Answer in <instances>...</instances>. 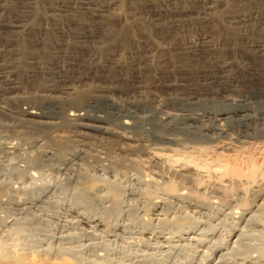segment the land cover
<instances>
[{
  "label": "rangeland",
  "instance_id": "rangeland-1",
  "mask_svg": "<svg viewBox=\"0 0 264 264\" xmlns=\"http://www.w3.org/2000/svg\"><path fill=\"white\" fill-rule=\"evenodd\" d=\"M19 1L20 0H4V1L0 0V6H1L0 7L1 9L0 10V21H1L0 22V60L1 58L2 59L4 58L3 60H5V64H7L6 66L9 68V72L12 76V77L10 76V78H12L11 80L13 81L16 80V86L21 88V90L19 89V92H17L18 94L16 93L15 96L13 95V98L17 99V100L14 99L16 100L15 103L12 102L14 100H11L9 102L10 103L9 105L13 108V110L15 108L14 110L15 112H19V109L21 108L22 105L23 106L26 105L25 107H28L31 105L34 106L35 104L36 108H38L41 111L43 110L42 112L46 114H49L52 116L59 115L58 108H51L49 106L48 107L42 106V108H40L39 105L36 104L33 99L38 98L37 96H39L41 91L44 89L42 88L44 84L52 85L54 84V81H56L59 78V74L56 73L57 71L54 74L53 71H49V69H46L48 68V65L51 64V59H55V55H58L57 52L60 55H63V54L66 55L68 52V55L65 56L66 59L63 60V62L64 61L65 62L62 63L61 66H62V69L63 67H65L64 71H66L67 73L69 72L73 74V75L72 74L69 75L68 73L69 77L67 78H69L70 81L78 82V80L85 78L88 80L91 79L89 80V82H93L91 83V85L93 84V86L96 85L95 83H98L97 86L104 85V84H105L104 86H106L107 84L114 86L116 84L115 87L118 84H120L118 85L119 87L117 86L115 89L117 90V92L113 94V97L115 96L114 99L117 100L119 103L123 104V107L120 110L112 108L111 106H108L106 104L104 105V104L94 103L89 108H86L85 111L87 113H89L90 115L93 114V116L97 115L105 119L107 118L110 122V128L113 131L116 130L115 131L116 133L118 134L120 133L119 135L123 134L122 136L125 135L126 137H129L132 140L134 139V141H139L142 139L141 141L145 142V144L147 145L145 147V151L148 153L149 152L156 153L155 151L161 150V148L162 149L168 148V150L173 149L172 151H174V148H175L176 153L174 152L173 154H170L171 156L173 155L172 157L168 154L169 157L167 156L168 158L166 160L164 159V161L161 163L159 167L160 169L159 174L165 177V181L168 184H167V187H165L166 183L164 185L161 183L160 184L161 187H158L157 189V187L155 188L151 186V181H150L151 179L150 177H147L148 173L146 171L145 172L147 174H144L145 172L143 171L141 172L140 169L137 171V169H133L132 167L130 168L126 166L123 169L120 168L121 170H119L117 168L113 169V168H108L104 166L100 167L97 164L98 166L97 168L95 166L96 163L91 164L90 162V165L86 167L83 166L82 169L84 170L81 171L80 167H78L77 165H71L67 167L62 166L58 163L49 162L48 159H46L43 156L40 158V161L36 162V158L39 157V154L37 151L28 152V150H26V152L25 151L22 152L23 154L22 156L16 154L15 152H11V154L10 153L7 154L6 152L5 153L0 152V254L2 253L5 254L7 252L9 253L10 252L12 253L20 252L24 249H25V252L27 253H34V252L43 253V252H47L48 250H51L52 253L57 254L58 252H65L68 249H75V250L81 251L85 257H88V260L89 258L90 260H92L94 259L95 254L97 253L98 255L103 254L102 251H97V250H102L103 244H105L110 250L114 252V254L113 252L111 253L114 258L119 257L120 251L124 249H127V250L130 249L131 255H134L135 253L138 252L136 250L138 245H139L138 247L139 249L141 248V250H143L144 248H143V244L137 242L136 241L137 239L135 237L133 238H135L136 240H134L133 238L132 239L130 238L131 234L137 233L138 230L132 224L130 217L127 215L128 212L126 211H129L131 208H135L136 210H138V213L141 214L142 216L143 211H144L143 208L146 207L148 204L150 205V203L148 202L159 203L161 201L160 199L163 196V194L169 193V190H168L169 182L170 184H171V181H174L175 183L178 182L174 178L173 180L171 179L173 177V172L176 168L179 169V168H182L183 166V168H186V169L192 168V169H195L196 171H199L198 173H199L200 179L198 177L196 178L195 182H197V184L194 183L192 187L193 190H190V191L192 193L193 191L195 192L196 190L197 193L193 192L192 194L194 195L198 194V195H195L194 197L196 196L197 198L201 197L200 199L202 200L204 198V200H206L207 202H211L214 200L213 198L214 191H216L218 189L217 187L221 183H223L224 174H222L223 172L222 170L219 169L220 168L219 166H220V163L222 164L224 159L226 160L229 158L230 160V158L233 157L231 158V160L232 159L234 160L237 158L236 160H238L240 165L241 166L243 165L244 168L245 167L247 168L249 167V165L251 166L252 164V166L257 169H263L264 167L263 166L264 165L263 163L264 162L263 161L264 160V144H263L264 142L263 141L264 140V96L259 91L260 89L259 86L261 85L258 86V84H254V83L251 84L249 80H242L241 82L236 83L237 85L234 84L233 88L231 89L228 88L229 90H227V93L225 95L223 91L224 88H222V86L215 85L214 87L218 89L219 92H213L211 94L212 96L210 98L211 100L204 102V103H202V101H200L199 99L194 100V99H191L190 97L193 94L199 95V94H205L209 92V90L205 89V87L203 86V79L206 76H209L210 74L214 72H217L215 71L213 66L217 62V57L215 56H218V55H216L215 53L212 54L211 52L207 53V51H205L203 45H201L199 42L200 35L206 34L207 37H209V40L211 39L210 40L211 42L215 41V43L219 44V46L222 49H224L222 56L226 58L227 62L229 61L227 64L231 66V71L234 74H239V73L243 74V72L244 73L247 72L251 74L252 76L254 75V77L256 76L258 78V76H261L262 78H264L263 76L264 73L261 72V69L263 67V63H262L263 59L255 58L252 55L250 56V54L247 53V51L240 49L241 45L239 47L236 46V44H238L239 41L241 42L242 35L251 37L252 33H255V34L252 36L251 39L256 37L255 39L258 38L259 40L262 39V41H264V35H263L264 34V31H263L264 30V0H121V4L119 5L118 10H113L111 12L112 14L106 15L105 17H102L101 19L95 16L93 9L106 8L110 5V2L112 0H90V4L91 2L92 4L88 7L90 8L92 6L93 9L92 8L89 9V8H85V6L77 5L76 3H79V1L77 2V0H67L71 2L73 1L72 2L73 5L69 7H66L67 6L66 5L65 8L62 5L53 6L54 5L52 3L54 2L53 0H31L32 2L29 0L28 1L29 4L22 0L21 1L23 3ZM59 7L60 9L57 11ZM3 8L4 9L7 8V9L4 10ZM209 8H211V10L214 13H211V14L207 13L208 14L207 15L206 12ZM87 9H89L90 11ZM120 10H121V13H120ZM22 12H23V15L26 14V17H28V20H30L29 25L34 23L35 25H38V26L56 28V32L59 30L63 31L64 29L63 34L65 36L64 35H58L59 37L51 36L49 38V41L44 47L42 46L33 47L32 44L34 42H35L34 44L42 43V39L45 38L44 32H39L41 34L39 33L37 34V33H32V32L27 31L26 34L18 35L16 32H12L9 29L5 30V27L7 26L10 27L14 25L18 17L22 16V15L18 16ZM237 15L239 16L245 15L244 17L243 16L242 17L243 18L246 17L247 20L245 24H242L241 27H239L240 34L242 33L241 38H238L237 43H234L231 40V35L226 30V28H228L230 25L229 23V20H231L230 18L237 16ZM151 19L153 21L159 20V22L163 26H172L176 21L181 24L183 23L182 25L183 27H185L184 28L185 31H183L184 29H182V31L178 32L173 28L169 30V32L171 31L170 34L169 32L167 34L165 33L163 34L162 32L158 31V27L160 26L157 27L156 25V27H153L151 39L150 38L148 39L147 36H145L142 32H140V30L138 29L139 28L138 26L139 25L149 26L152 24L154 25V22ZM105 23L110 24V25H116L119 27H126V28H131V29L133 28L134 33H133V30L131 29L130 30H131V33L136 35L135 38L138 41L137 43H139L138 46H136V48L133 47V45L131 46L129 45V47H126V46L123 47L122 44H120V42L119 43L118 42L109 43L105 41V43H103L101 39L104 37H101L95 40V42L98 43L96 44L97 45V49H96L90 43L87 44L84 41L80 42L79 41L80 39H78L77 37L76 39H74L75 33H77L80 27H83L84 25H89L92 28L98 29L100 28L101 24H105ZM54 25H57V26H54ZM247 32H250V34ZM245 33L247 34L244 35ZM62 36L66 37L67 40L63 38ZM183 39L184 41L185 39L187 42L189 41L187 46L190 45L189 48L193 50L191 52L196 54L193 56V58H191L192 55L190 54L186 56L184 52V48L181 45ZM24 40H25V43L23 42ZM65 40L67 41L66 43L64 42ZM21 41L22 43H20ZM54 41H57V43L59 44L58 45L59 47L57 46V43H56L57 47L52 46L53 48L52 50L54 51L56 50L55 52L50 50L51 49L50 44L53 43ZM100 41L102 44H99ZM222 42L226 44V46L223 44L224 46L223 47L221 45ZM61 43L67 47L65 46L61 47L60 46ZM147 45L149 46L148 49L146 48ZM68 46L70 47L69 49H68ZM77 46H79V48ZM90 46L92 47L90 48ZM143 47L144 49L146 48L145 50L148 53L146 54L147 58H148V55L149 56L152 55L149 58L150 60L147 58L144 59V57L140 55H135L137 53L136 51L138 50V48L142 52L144 50L142 49ZM26 48L28 51H26ZM81 48H83V51ZM127 48L129 49L125 50ZM132 48L133 49L135 48V49L133 50ZM149 49L150 50L152 49L153 51L152 50L150 51ZM29 50L30 51L32 50L31 53H29L30 52ZM61 50H63L64 53H62ZM33 51L34 52L37 51L36 52L37 54L34 53L36 54L34 56H37L39 53L37 57L39 58V60L37 62L40 63V66H38V68L36 69H33L26 63L30 57H33L32 55L31 56L29 55V54H32ZM44 51L47 53L45 54ZM120 51L123 53V55L121 54L122 57L119 63H116L115 61L112 63L113 54L118 53ZM130 51L132 52V54L133 52L134 53L136 52L133 57ZM51 52L53 53L51 54ZM80 52H82L83 54ZM26 53H29V54H26ZM153 53H154V57H153ZM197 53L199 54V56ZM49 54L50 56H48ZM13 55H15L16 57ZM52 55H53V58H52ZM71 55L73 57H70ZM25 56L27 57L29 56L28 59H25ZM46 57L48 59H45ZM69 57L73 59L75 58V60H72L71 62ZM92 58H93V62H92ZM123 58H125V60L121 61L123 60ZM215 58L216 60L214 61L213 59ZM86 59H88L87 61L89 62H86ZM184 59L187 61H185ZM55 61L56 60H53L52 63H54ZM74 61L75 63H73ZM145 61L146 62L150 61V62L146 63ZM189 62H190V66L192 65V67L189 66ZM63 64H66V65H63ZM119 64L121 67H119ZM45 66L46 68H44ZM137 66H139L138 69H137ZM191 68H192V71H191ZM44 69L49 71V74L47 71L45 72ZM35 70L38 73L40 72L39 75L41 73L45 75L44 76L41 74V78L39 82L38 80L33 81L35 79L31 78V73L28 74V72H31V71L35 72ZM135 70L136 71L138 70V71L134 73L133 71ZM140 72H141V75H138L140 74ZM51 73L54 74V75L52 74L54 78L51 76ZM118 73L120 74L122 73L121 77L117 76V80L119 79L117 81L118 83L114 82V85H113V83L112 84L110 83L112 82L111 80L110 82L109 80L108 82H106L107 80L104 77L109 76L110 74L112 75L115 74L114 76H116L118 75ZM206 73L207 75H205ZM73 76L75 80L73 79ZM140 76H142V78ZM123 77L125 78L123 79ZM168 77L173 80H177L178 82L184 81L183 83H185V88H184L185 90L179 91L180 93L182 94L185 93V95H187L186 103L181 105V108L180 106H177L176 104L173 105L174 103H172V99H171L172 95L170 94L171 95L170 96L169 93H167L168 90L165 87H164L165 89L163 88L164 84L162 83L164 82V79ZM42 78H44L43 81H42ZM103 78L105 79V81H102L104 80ZM135 79L136 80L142 79L141 81L145 82L143 83L144 84L143 86L145 88L147 87L146 88L147 90L145 89V93H147L145 94L146 96H148L149 94H152L154 91L153 94H157L158 97L161 96L160 99L163 103L151 105L148 108H144V109L142 107L139 108L140 106L135 105L136 101L138 100L137 99L138 96L131 95L132 90L133 91L135 90V88L133 89V86H132L134 82H135V86H137L136 81H134ZM5 83L6 82H0L1 84L0 86H4V89L3 87H0V96L2 95L5 97V95H7L8 97L9 96L8 93L10 92V90L8 88V85H6ZM125 85L129 86L128 87L129 91L123 88ZM46 89H48V87ZM118 90L122 91L123 93ZM125 90L128 91L129 93L131 90V94H128V92H126ZM43 91L41 95L43 94ZM20 92H23V93H20ZM25 93L29 97H27ZM32 94L33 95L36 94V96H33ZM133 94H136V93L133 92ZM142 99H144V97ZM176 106L178 109L176 108ZM181 109L185 111L177 112ZM174 111H176L179 114H181L182 112H183L182 114H185V113L193 114V115L195 114V115H198L200 119L198 121L178 120V121H175L174 123H171L172 120L163 121V119H165L164 114L166 115L165 117H169L168 113L169 114L176 113ZM222 111H227L228 115L219 116L220 114H222L221 113ZM128 118L130 120H128ZM253 118H255L256 120L258 119L257 120L258 123L256 120L253 121ZM249 119L251 120L249 121ZM125 120H128L129 123L131 122V124L127 126L124 125L123 123ZM167 121L170 122L171 125ZM249 122L254 125H250ZM164 123L165 124L167 123V124L164 125ZM168 124L169 126H167ZM252 126H253V129H252ZM56 133L54 137L56 136L57 139L58 138L61 139L62 137L61 133L62 135L64 134L63 137H65L66 136L65 134L67 132L65 128H62L60 131H58L57 134ZM17 141L19 142V140ZM121 144H124L125 146V143L121 142ZM204 148H206L207 151ZM177 151H178V154H180L179 156L177 154ZM173 157H174V160H172ZM24 158L26 160H24ZM33 159L36 162V164L30 162ZM177 161H180V162H177ZM187 164L189 165L188 167H187ZM226 164H229V163H226ZM91 165H93V167H90ZM85 168H88V169L91 168V169L89 170L86 169L87 171H85ZM211 169L214 170V173H212L213 170ZM79 172L80 173L87 172L88 175H90V179L92 180L91 186L94 185L93 187L90 188V190L92 193L91 198L93 200L92 201L93 204L91 206L93 210L95 211V215H98V213L101 214L103 211L102 209L110 205L109 202L108 203L106 202V197L108 196L109 190L111 188H114L119 191V194H120L119 199H121L123 207H124L123 209L126 212V214L124 212L121 219L119 220V225L125 224L126 228L124 232L128 234L120 238H115L113 236L114 234H112L113 232L109 230L108 231L105 230L106 232L98 230L96 232L93 231V233L95 232L94 234H92L95 236V239H94V236L91 235L92 231H90L89 229L88 231L86 229V232H85V230H83L85 228H82L80 225L78 226L76 220L71 216L70 210L75 208L74 207L75 205L73 206V204H75L74 201H75L76 193H79L80 191H82L81 187L83 188V185L79 183L80 181L79 176H78V174L80 175ZM259 176H260L258 177L259 180L261 179L260 181L263 183L264 181L262 179L264 177L261 176V174ZM216 177L219 181L216 179ZM258 178L253 179L252 182H249V184L248 182L245 181V178H244V180L242 179L243 182L241 181L242 184L244 183L243 185L236 183L237 185L235 186L234 184V187H233L232 184L226 183L225 186L223 187L224 189L220 188L222 190V193H224V195L227 196V193H228L227 197H229V200L231 196L232 198H234V199L231 198L232 199L231 203L233 204L235 203L234 210L237 211L238 209L237 207L238 201H236L238 198H236V193L234 194L232 190L233 191L235 190V192L236 190L237 192L243 190L242 192L244 193L248 192V194L247 193L245 194H247V196L250 197L251 194L249 193H251L250 191L252 189L250 186L253 187L254 185H257V183L258 184L261 183L260 181L259 182L257 181ZM165 181H162V182L164 183ZM253 181H256L254 185H252L254 183ZM194 186L196 189H194ZM208 187H211V188H208ZM235 187L236 189H234ZM154 188L155 190H158V191H155ZM148 193H150L151 195ZM28 194L32 195L34 199L36 200L34 201L32 200L33 202L29 201L27 203V198L30 197ZM104 198L105 200H103ZM40 201H43V202H40ZM30 203L32 205H30ZM180 209L178 205L176 204L172 212L175 211V213H177L181 211ZM184 211L185 213L188 212L189 215L187 216L189 217L195 216L198 219H200L201 222H203V220L206 221V219L201 218L199 214H196V213L193 214L192 211L194 212V210H184ZM215 212L216 211H214L213 213L215 214ZM215 224H216V221H213V225L217 226V224H219L218 220H217V224L216 225ZM221 228H222L221 226L218 228L219 230L217 233L219 232L222 233ZM133 234L132 236H134ZM131 240H133L132 243H131ZM134 241L137 243H134ZM84 244H92L94 246L90 245V247L89 246L84 247ZM152 244L155 245L156 243H152ZM154 245L153 247L156 248L154 249L157 251V248H158L159 250L160 246L157 244H156L157 246H154ZM202 264H204V262Z\"/></svg>",
  "mask_w": 264,
  "mask_h": 264
},
{
  "label": "bare ground",
  "instance_id": "bare-ground-1",
  "mask_svg": "<svg viewBox=\"0 0 264 264\" xmlns=\"http://www.w3.org/2000/svg\"><path fill=\"white\" fill-rule=\"evenodd\" d=\"M22 1H25L28 3L29 0H22ZM53 1H54V2H52L54 4L53 6H55V5L61 6L62 5L65 8L66 5H67L66 7L73 5V3H72L73 1L72 2L67 1V0H53ZM61 1H63V2H61ZM78 1H79V3H76V2H74V3H76L77 5L85 6V8H89L88 6H90L92 4V2L90 4V0L89 1L77 0V2ZM211 2H213V1H211ZM207 3H208V1H207ZM120 4H121V0H112L110 2V5L106 8L93 9L92 6L90 8L93 9L95 16L97 18L99 17L101 19L102 17H105L106 15L112 14L111 12L113 10H118V7ZM37 6H38V4H37ZM94 8H96V7H94ZM6 9H4V10H6ZM59 9H60V7L57 9V11ZM89 9H87V10H89ZM92 9H91V11H92ZM120 13H121V10H120ZM207 13L211 14L214 12L211 10V8H209L207 10L206 14ZM54 14H53V16H54ZM18 16H21V17H18L17 21L15 20L16 22L14 21L15 23L13 26H10V27L4 26L5 30L9 29L12 32H16L18 35L19 34H26L27 31L32 32V33H37V34L39 32H44L45 34L44 33L43 34L45 35L44 36L45 38L42 39V43L34 44L35 43L34 42L33 43L34 45L32 44L33 47H38V46L44 47L47 44V42L49 41V38L51 36L59 37L58 35H64L63 34L64 29H63V31L59 30L56 32V28L38 26V25H35L34 23L29 25L30 20H28V17H26V14L23 15V12L21 14H19ZM242 16L237 15V16L230 18L231 19V20H229L230 25L228 28H226V30L231 35V40L234 43H237L238 38H241L242 33L240 34V31H239L240 28L239 27H241L242 24H245L246 20H247L246 17H245L246 19L243 18L245 15L243 17ZM55 19H53V20H55ZM153 22H154V25L152 24L149 26H146V25H139L138 26L139 27L138 29L140 30V32H142L145 36H147L148 39L149 38L151 39L153 27H156V25H157V27L160 26V27H158V31L162 32L163 34L164 33L167 34L169 32V30H171L173 28L178 32L182 31V29L185 28L182 25L183 23L181 24L177 21L172 26H163L159 22V20H156ZM4 25H6V24H4ZM54 26H57V25H54ZM1 27H3V26H1ZM256 27H257V25H256ZM95 29L96 28H92L89 25H84L83 27H80L78 29V31L76 30L77 33H75L74 39H76V37H77L78 39H80L79 40L80 42L84 41L87 44L90 43L96 49H97L96 44H98V43L95 42V40L97 38H101V37H104L101 39V41H103V43H105V41H107L109 43L110 42H114V43L120 42V44H122L123 47L124 46L129 47V45L130 46L133 45V47L136 48V46H138V44H139V43H137L138 41L135 38L136 35L133 34L134 33L133 28L131 29V28H126V27H119L116 25H110V24L105 23V24H101L100 28H98L96 30ZM130 29L133 30V33H131ZM262 30H263V28H262ZM183 31H185V29ZM243 31H245V30H243ZM170 32H169V34H170ZM247 33L250 34V32H247ZM247 33H245L244 35H246ZM39 34H41V33H39ZM201 34H202V32H201ZM254 34L255 33H252V36ZM14 35H16V34H14ZM20 36H22V35H20ZM252 36L248 37V36L242 35L243 39L241 38V42L239 41V43L236 44V46L239 47L241 45L240 49L247 51V53H249L250 56L252 55L255 58L263 59V61H262L263 67L261 69V72L264 73V41H262V39L259 40L258 38H257L258 39L257 40V39H255L256 37L251 39ZM63 38L66 39V37H63ZM66 40L64 41L65 43L67 42ZM210 40L206 34L199 36V42L201 45H203L205 51H207V53L211 52L212 54L215 53L216 55H218V56H215V57H217L218 63L216 62L215 65L213 66V68L217 72H214L212 74H210V72H209L210 75L206 76L203 79V86L205 87V89H208L209 92H207L205 94H199V95L193 94V95H191L190 98L194 99V100L199 99L200 101H202V103L210 101L211 100L210 98L212 97L211 94L213 92H219V90L214 87L215 85L222 86V88H224L223 91H224V95H225L227 93V90L233 88L234 84L239 83L242 80H249V82L251 84L254 83V84H258V86L261 85V86H259L260 87L259 91L264 96V78H262L261 76H258V78H257L256 76L254 77V75L252 76L251 74H249L247 72L244 73L243 71H242L243 74H240V73L234 74L231 71V66H229V64H227L229 61L227 62L226 58H224V56H222L224 49H222L219 46V44L215 43V41L211 42ZM101 41L99 44H102ZM23 42L25 43V40ZM188 42L186 41V39H185V41L183 39L181 45L184 48V52H185L186 56H188V54H190V55H192L191 58H193V56L196 54L191 52L193 50H191L189 48L190 45L187 46ZM223 42L221 44L222 46L224 44ZM20 43H22V41ZM56 43H57V41H54L53 43L50 44V48H51L50 50L53 49L52 46L53 47L56 46ZM225 43H226V41H225ZM58 45L59 44L57 43V46ZM158 45H160V44H158ZM224 45L226 46V44H224ZM60 46L64 47L65 45H63L61 43ZM92 46H90V48ZM147 46H146V48L148 49L149 46L148 47ZM29 47H27V48H29ZM65 47H67V46H65ZM77 47L79 48V46H77ZM27 48H26V51H28ZM69 48L70 47L68 46V49ZM60 49H62V48H60ZM81 49L83 51V48H81ZM128 49L129 48H127L125 50H128ZM142 49H144V47ZM145 49L141 52L140 49L138 48V50L136 51L137 53L135 52L136 54L134 52L132 54L131 51H130V53L132 54V57L135 54V55H140V56L144 57V59H146L147 58L146 54H148V53ZM43 50H44V48H43ZM47 50H45V51H47ZM63 50H61L62 53H64ZM31 51L29 53H31ZM34 51H35V49H34ZM34 51L32 52V54L26 53V54H29L30 56L32 55L33 57H30L28 59L29 56L28 57L25 56V59H28V61L27 62L25 61V62L27 63V65H29L33 69H36V68H38V66H40V63L37 62L39 60V58H37L39 53L37 56H34L37 54L36 53L37 51L36 52H34ZM52 51H54V50H52ZM139 51H140V53H139ZM38 52H39V50H38ZM120 52L113 54L112 63L114 61L116 63H119V61L123 55V53L122 52L120 53ZM34 53H36V54H34ZM46 53L47 52H45V54ZM52 53L53 52H51V54ZM80 53H82V52H80ZM245 53H244V55H245ZM57 54L58 55H55V59H51V64L48 65V68H46V66L44 68L49 69V71H53L54 74L57 71L56 73L59 74V78L56 81H54V84H52V85L44 84V86H42V88H44L43 89L44 91L42 90L43 94L41 95V93H42V91H41L39 96H37L38 98L33 97L34 98L33 100L35 101L36 104L39 105L40 108H42V106L43 107L49 106L51 108H58L59 109V113H58L59 115H56V116H54V115L52 116V115H49V114L42 112L43 110L41 111L38 108H36L35 104H34V106L31 105L28 107H25L26 105L23 106L21 104L22 106L19 109V112H15L14 111L15 108L13 110V108L9 105L10 104L9 102L11 100L16 99V98H13V95L15 96V94L17 92H19V89L21 90V88L16 86V80H14L15 82L13 80H11L12 78H10L11 74L9 72V68L6 66L7 64H5V60H3L4 58L3 59L1 58V60H0V82H6L5 84L8 85L10 92L8 93V95H9L8 97L5 94H3V95H5V97L2 95L0 96V97H2V98H0V152H4V153L6 152L7 154L8 153L11 154V152H15L16 154L22 156L23 151H25V152H26V150H28V152L29 151H37L39 154V157L36 158V162L40 161V158L43 156L46 159H48L49 162L58 163L62 166L67 167V166H71V165H77L78 167H80L81 171L84 170V169H82V167L83 166H85V167L89 166L90 162H91V164L96 163L95 166L97 168H98L97 164L100 167L104 166V167L113 168V169L117 168L119 170H121L120 168L123 169L126 166L130 167V168L132 167L133 169H137V171L139 169L141 170V172L146 171L149 175L146 172L144 174H147V177H150L151 186H153L155 188L157 187V189H158V187H161L160 186L161 183L163 185L166 183L165 187H167L168 183L165 181V177H163V175L159 174V170H160L159 167H160L161 163L164 161V159L166 160L169 157L168 154L170 155V154H173L174 152L176 153L175 148H174V151H172L173 149L168 150V148L167 149L161 148V150L155 151L157 154L156 153H150V152H149L150 153L149 154L148 152L145 151V147L147 145L145 144V142L141 141L142 139L141 140L138 139L139 141H134V139L132 140L129 137H126L125 135L122 136L123 134L119 135L120 133L118 134L115 132L116 130L113 131L110 128V122L107 118L105 119V118L99 117L97 115L93 116V114L90 115L89 113H87L85 111L86 108H89L94 103H96V104L99 103V104H104V105L106 104V105L111 106L112 108H115L118 110H120L123 107V104H121L117 100H115L114 99L115 96L113 97V94H115L117 92V90H115L116 87L118 85H120V84H118L115 87L116 84L114 85V82L116 83L119 80V79L117 80V76L121 77V74L123 72L121 74L118 73V75H116V76H114L115 74L114 75L110 74L109 76L104 77L107 80L106 82H108V80L110 82V80H111L112 82H110V83L111 84L113 83L114 86H112L110 84L109 85L107 84L106 86H104L105 85L104 83H103L104 85H99V86H97L98 83H95L96 85L93 86V84L91 85V83H93V82H89V80H91V79L88 80L85 78L78 80V82L70 81V79L67 78V77H69L68 76L69 72L67 73L66 71H64L65 67H63V69H62V66H61V64L65 62V61L63 62V60L66 59L65 56L68 55V52L66 55L65 54L60 55L58 52H57ZM201 54H203V53H201ZM182 55H183V53H182ZM13 56H15V55H13ZM48 56H50V54ZM151 56L148 55L147 59H149ZM198 56H199V54H198ZM198 56H197V58H198ZM47 57L45 59H48ZM70 57H73V56L71 55ZM70 57H69V59L71 60V62H72V60H75V58L73 59ZM153 57H154V53H153ZM52 58H53V55H52ZM85 58H83V59H85ZM7 59H9V58H7ZM53 60H56V61L54 63H52ZM61 60H62V62H61ZM87 60L88 59H86V62H89ZM124 60H125V58H123V60H121V61H124ZM197 60H199V59H197ZM213 60L215 61L216 58ZM185 61H187V60H185ZM77 62H78V60H77ZM92 62H93V58H92ZM149 62H146V63H149ZM170 62H172V61H170ZM170 62H168V63H170ZM69 63H70V61H69ZM73 63H75V61ZM151 64H153V63H151ZM63 65H66V64H63ZM8 66H9V64H8ZM189 66H190V62H189ZM119 67H121L120 64H119ZM122 67H123V65H122ZM190 67H192V65ZM138 68H139V66H137V69ZM39 69H41V68H39ZM174 70H175V68H174ZM24 71H25V69H24ZM46 71L47 70H45V72ZM49 71H47L48 74H49ZM137 71L135 70L133 72L135 73ZM191 71H192V68H191ZM197 71H198V69H197ZM41 72H42V70H41ZM30 73H31V78L35 79L33 81L38 80V82H39L42 73L39 75L40 72L38 73V72H36V70H35V72L34 71L28 72V74H30ZM52 74L53 73H51V76H52ZM70 74H72V73H69V75ZM42 75H44V74H42ZM75 75H77V74H75ZM138 75H141V72ZM138 75H136V76H138ZM205 75H207V73ZM74 76H73V79H74ZM78 76H79V74H78ZM85 76H87V75H85ZM125 77H127V76H125ZM125 77H123V79ZM140 77L142 78V76H140ZM140 77H139V79H140ZM173 78H175V77H173ZM43 79L44 78H42V81H43ZM76 80H77V78H76ZM141 80H136V79L134 80V81H136L137 86H135V82L133 85L130 84L133 86V89L135 88L134 91L132 90V94H131V90H130V93L128 92L129 86L125 85L126 88H125V86L124 87L121 86L124 89L128 90V91L125 90L126 92H128V94L138 96V98H137L138 100L136 101L135 105L140 106L139 108L142 107L144 109V108H148L151 105L163 103L160 99L161 96L158 97L157 94H153L154 91H153V93L151 92L152 94H149L148 96L145 95V94H147V93H145V89L147 87L145 88L143 86L144 85L143 83H145V82H142ZM102 81H105V79ZM183 82H178L177 80H173V79L168 77V78L164 79V82L162 83V84H164L163 88L165 87L168 90L167 93H169V95L170 94L172 95V96L171 95L170 96L172 97L171 99H172V103H174L173 105L176 104L177 106H180V108H181V105L185 104L186 100H187L186 99L187 95H185L184 92H183L184 94L179 92L180 90H185L184 89L185 83H183ZM247 83H248V81H247ZM6 85H5V87H6ZM46 86L48 87V89H46L47 88ZM0 87H3V89H4V86H0ZM4 91H6V90H4ZM118 91H120V90H118ZM122 91H123V89H122ZM122 91H120V92H122ZM133 92L136 94H133ZM20 93H23V92H20ZM25 95L27 97H29L26 93H25ZM33 96H36V94H34ZM259 96H260V94H259ZM21 97H23V96H21ZM143 97H144V99H142ZM16 100H14L12 102L15 103ZM132 104H133V102H132ZM177 106H176V108H177ZM173 110H175V109H173ZM181 111H183V110L181 109L177 112H181ZM174 112H176V111H174ZM177 112L173 113V114L170 113L171 115L168 113L169 117H165L166 115L164 114L165 119L162 118L163 121H165V120L171 121L172 120L171 123H174L175 121H178V120L198 121L200 119V117H198V115H195V114L194 115L193 114H186V113L182 114L183 112L181 114H179ZM221 113L222 114H220V115L218 114V115L219 116L228 115L227 111H222ZM229 114H230V112H229ZM139 119H140V117H139ZM128 120H130V119L128 118ZM128 120H125L123 124L126 126L131 124V122L129 123ZM250 120L251 119H249V121ZM254 120H256V119L253 118V121ZM161 123H163V122H161ZM168 123L170 124V122H168ZM257 123H258V121H257ZM259 123H261V122H259ZM166 124L164 123V125H166ZM169 124L167 126H169ZM250 125H254V124L250 123ZM118 126H119V124H118ZM249 127H251V126H249ZM62 128L66 129V132H67L65 134L66 136L63 137L64 134L62 135V133H61V136H62L61 139L60 138L57 139L56 136L54 137V135L56 132L58 133V131H60ZM252 129H253V126H252ZM59 135H60V133H59ZM17 140H19V142ZM121 142L125 143V146H124V144H121ZM263 144H264V142H263ZM206 148H204V149H206ZM207 149H206V151H207ZM187 151H189V150H187ZM28 152H27V154H28ZM180 152H181V150H180ZM177 154H178V151H177ZM179 155L180 154H178V156ZM186 156H187V154H186ZM236 157H237V155H236ZM231 158H233V157H231ZM231 158H230V160H229V158L226 160L224 159L223 162L221 161L222 164L218 161L220 163L219 169L222 170V172H223L222 174H224V177L226 179L223 176H221V177H223L224 180L222 179L223 183H221V184L219 183L220 185L217 187L218 189L216 191H214V194H213L214 200L213 201L207 202L206 200H204V198H203V200L200 199L201 197H199V196H198L199 198H197V196L194 197L195 195H198V194L194 195V194H192L194 191L191 193L190 190H193L192 187H193L194 183L197 184V182H195V181H196L197 177L199 178V173H198L199 171H196L195 169H192V168L186 169V168H183V166H182V168H179V169L176 168L174 170L173 177L171 178L172 180L174 178L178 182L175 183L174 181H171V184H170V182L168 181L169 182V186H168L169 193L163 194L161 199L159 198L161 200L159 203L148 202V203H150V205L148 204L146 207H144L145 209L143 208L144 211H143L142 216H141V214L138 213V210H136L135 208H131L129 211H126V212H128L127 215L130 217L132 224L138 230L137 233H135V234L132 233L134 236H132V234H131L130 238L132 239L133 237H135L137 240L135 238H133V239L136 240L137 242L143 244V248H144L143 250H141V248L140 249L138 248L139 245H138V247L136 246L138 248V249L136 248V250L138 252L135 254L133 253L134 255H131L130 249L129 250L124 249V250L120 251L119 257L114 258L111 254L113 251L110 250L105 244H103L102 250H97V251H102L103 254H101V255H98V253L95 254L94 255L95 257L92 260H90V258L88 260V257H85L81 251H78L75 249H68L65 252H58L57 254L52 253L51 250H48L47 252H43V253H36V252L27 253V252H25V249L24 250L21 249L22 251L19 250L20 252H13V253L7 252L5 254L4 253L0 254V264H202L203 262H204V264H264V182L262 183L260 181L261 179L259 180V178H258V177H260L259 176L260 174H261V176L264 177V167H263V169H257L255 167H253L251 164V166L249 165V167L244 168V166L243 165L241 166L239 161L236 160L237 158L234 160L233 159L231 160ZM26 159H27V157H26ZM26 159L24 158V160H26ZM175 159H176V157H175ZM172 160H174V157L172 158ZM30 162L36 164L34 159L31 160ZM177 162H180V161H177ZM226 163H229V164H226ZM182 164H184V163H182ZM254 164H255V162H254ZM188 166L189 165L187 164V167ZM192 166H193V164H192ZM90 167H93V165H91ZM86 169L89 170L91 168H89V169L85 168V171H87ZM73 170H74V168H73ZM211 170H213V169H211ZM170 171H172V170H170ZM210 172H212V171H210ZM212 173H214V170ZM76 174H78V173H76ZM78 176L80 179L79 183H81L83 185V188L81 187L82 191H80L79 193H76L75 201H74L75 204H73V206L75 205L74 206L75 208L70 210L71 216L76 220L78 226L80 225L82 228H85V229H83V230H85V232H86V229L87 230L89 229L90 231H92L91 235L94 234L98 230L103 231V232H106L109 230V231L113 232L112 234H114L113 236L115 238H120V237H123L124 235L128 234V233L124 232L125 228H126L125 224L119 225V220L121 219L122 215L125 212V210L123 209L124 207H123L122 201H121V199H119V196H120L119 191L117 189L111 188L108 192V196L106 197V202L107 203L109 202L110 205L104 207L102 209L103 211L101 214L98 213V215H95V211L93 210V208L91 206L93 204V202H92L93 200L91 198L92 193H91L90 188L93 187L94 185L91 186L92 180L90 179V175H88L87 172H84V173L82 172V173H80V175L78 174ZM244 178H245V181L248 182V184H249V182H252L253 179H257V178H258L257 181L261 182L259 184L257 183V185H254L256 183V181H253L254 183L252 185H254V186L253 187L250 186L252 188L250 191L251 193H249V194H251L250 197L247 196L248 192H245V193H247V194H245L244 192H242L243 190L238 191V192H237V190H236V192H235V190L234 191L232 190V188L234 187V184H235V186L237 184H242ZM216 179H217V177H216ZM249 179H251V180H249ZM262 180L264 181V178ZM162 181H165V182L163 183ZM197 181H198V179H197ZM226 183L232 184L233 187L231 188V190L234 194L236 193V198H238L236 200V201H238L237 202L238 203L237 211L234 210L235 209L234 208L235 203L234 204L231 203L232 199H234V198H232V196H231L232 199L230 198V200H229V197H227L228 193L226 196V195H224V193H222V190L220 189V188H223ZM228 186H230V185H228ZM155 188H154V190H155ZM208 188H211V187H208ZM194 189H196L195 186H194ZM215 189H216V187H215ZM234 189H236V187ZM155 191H158V190H155ZM163 192H164V190H163ZM195 192H196V190H195ZM148 194H150V193H148ZM29 196L30 197L27 198V203L29 201L36 200V199H34V197L32 195H29ZM103 200H105V198ZM37 201H39V200H37ZM40 202H43V201H40ZM176 204L178 205L179 209L181 208L180 209L181 211H179L177 213H175V211L172 212L173 208L175 207ZM30 205H32V204L30 203ZM184 210H194V212L192 211L193 214H195V213L199 214L201 216V218H205L206 221L203 220V222H201L200 219H198L195 216L189 217V216H187V215H189L188 212L185 213ZM214 211H216L215 214L213 213ZM126 212H125V214H126ZM217 220H218L219 224H217ZM213 221H216L217 226L213 225ZM220 226L222 227L221 228L222 233L221 232L217 233L219 230L218 228ZM93 231H95V232L93 233ZM119 231L122 233H120ZM117 232H119V233H117ZM92 236H94V235H92ZM94 239H95V236H94ZM132 241L133 240H131V243H132ZM137 242L134 241V243H137ZM152 243H156L157 245H159L160 246L159 250L157 248V251H156L155 250L156 248L153 247L154 244H152ZM93 244H95V243H93ZM156 244L154 246H157ZM90 245H92V244H84V247L85 246L90 247ZM92 246H94V245H92ZM104 252H105V254H104ZM113 254H114V252H113Z\"/></svg>",
  "mask_w": 264,
  "mask_h": 264
}]
</instances>
